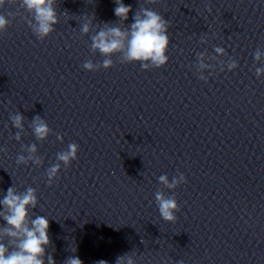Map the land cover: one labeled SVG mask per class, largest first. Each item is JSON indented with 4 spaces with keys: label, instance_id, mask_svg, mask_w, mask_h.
Instances as JSON below:
<instances>
[{
    "label": "clouds",
    "instance_id": "1",
    "mask_svg": "<svg viewBox=\"0 0 264 264\" xmlns=\"http://www.w3.org/2000/svg\"><path fill=\"white\" fill-rule=\"evenodd\" d=\"M7 0H0V7L6 4ZM12 3H20L22 8L32 13L29 25L32 32L40 39L44 40L54 31V25L58 23L57 13L53 7L55 0H11ZM156 3V0H152ZM116 7L114 14L121 21H127L129 13L132 11L130 5H125L123 0H115ZM211 11V9H209ZM133 23L122 29L117 26H109L107 30H100L92 36V49L98 51L105 57H111L117 52L123 54V60L127 63L139 62L144 69L151 67L160 68L167 64V51L169 47L168 21L156 11L148 8L139 9L133 16ZM10 21L0 14V32L7 30ZM82 33L89 32L87 23L81 26ZM217 53L223 54V49L217 47ZM255 60L259 61L264 53L259 50L255 52ZM104 69L113 66L111 59H105L101 65ZM100 66V67H101ZM234 61L228 67L233 70L237 67ZM84 69L95 71L98 67L88 61L83 64ZM264 74V68H257L256 75L260 77ZM12 124L16 129H23L24 117L17 113L11 116ZM33 131L37 139H45L50 129L47 123L40 117H36L32 123ZM20 139L19 133L15 137ZM6 150V149H5ZM28 151L34 153L35 145H31ZM79 146L75 143L69 144L66 151L57 154V159L63 165L70 166L76 160ZM28 159H32L29 157ZM39 164V159L33 161ZM27 159L23 155L17 158V164H25ZM61 165L59 163L47 169L48 182L51 184L59 175ZM161 183L168 188H175L180 183H185V177L180 174L179 179H173L171 183L166 175L159 177ZM155 200L159 213L164 221L175 222L176 212L179 205L174 197H167L161 192L155 194ZM3 211H0V218L5 221V226L0 227V264H45L46 246L50 244L49 219L42 215H36L34 219H29V208L35 209L38 205V198L35 189L29 187L24 192L18 193L14 187H9L7 193L0 200ZM7 239L6 245L3 240ZM11 247V250H9ZM134 254L125 253L118 256L115 264H135ZM47 264H56L51 255H47ZM65 264H83L77 256H71ZM98 264H107L106 261H99Z\"/></svg>",
    "mask_w": 264,
    "mask_h": 264
}]
</instances>
